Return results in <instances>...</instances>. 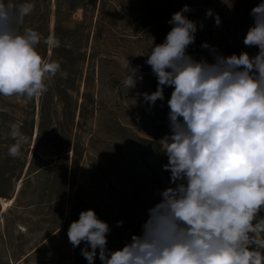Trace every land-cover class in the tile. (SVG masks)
<instances>
[{"label": "rangeland", "instance_id": "obj_1", "mask_svg": "<svg viewBox=\"0 0 264 264\" xmlns=\"http://www.w3.org/2000/svg\"><path fill=\"white\" fill-rule=\"evenodd\" d=\"M27 2L34 10L18 30L38 31L37 51L61 70L46 80L39 97L0 96V198L13 199L5 211L0 202V264H88L81 254L85 242L73 248L67 235L81 211L92 209L108 223L107 248L115 251L142 234L160 192L175 186L163 168L168 157L162 141L170 134L173 88L164 87V99L155 105L142 95L157 89L145 61L173 27L172 14L189 6L184 15L197 22V32L187 52L212 63L213 50L223 56L258 53L243 41L254 24L251 9L264 0ZM209 9L213 16L206 18ZM49 36L60 40L58 48L45 44ZM128 61L143 76L129 90ZM13 125L21 137L12 136ZM22 138L27 143L12 157L10 147ZM94 264H101L98 250Z\"/></svg>", "mask_w": 264, "mask_h": 264}, {"label": "clouds", "instance_id": "obj_2", "mask_svg": "<svg viewBox=\"0 0 264 264\" xmlns=\"http://www.w3.org/2000/svg\"><path fill=\"white\" fill-rule=\"evenodd\" d=\"M34 10L27 0H0V96L39 97L47 91L46 80L61 70L37 51L41 34L18 26ZM172 14L173 25L163 43L154 45L148 64L158 80L157 89L143 93L150 105L164 99V87H172L168 100L170 134L162 141L175 185L160 192L161 201L148 210L142 234L115 251L107 248L110 227L92 209L81 211L67 235L81 254L94 264L97 250L101 264H264V2L250 11L254 24L244 38L257 46L247 52L223 56L213 50L214 62L197 61L187 48L195 42L197 22L184 13ZM211 9L206 18L212 17ZM220 25L219 15L215 16ZM203 27V23L199 24ZM60 46L55 36L45 39ZM209 48L207 43L201 45ZM124 86L142 81L140 66L125 65ZM13 137H21L13 125ZM23 143L10 147L20 155ZM123 222L118 221L117 226Z\"/></svg>", "mask_w": 264, "mask_h": 264}, {"label": "bare ground", "instance_id": "obj_3", "mask_svg": "<svg viewBox=\"0 0 264 264\" xmlns=\"http://www.w3.org/2000/svg\"><path fill=\"white\" fill-rule=\"evenodd\" d=\"M12 201H13V199H8V200L3 201V199L0 198L2 211H5V210L7 209V207H8V205H9L10 203H12Z\"/></svg>", "mask_w": 264, "mask_h": 264}, {"label": "trees", "instance_id": "obj_4", "mask_svg": "<svg viewBox=\"0 0 264 264\" xmlns=\"http://www.w3.org/2000/svg\"><path fill=\"white\" fill-rule=\"evenodd\" d=\"M261 238L264 239V234L259 233ZM253 238L256 240L255 236H253ZM259 252H261L262 255H264V249L258 250Z\"/></svg>", "mask_w": 264, "mask_h": 264}]
</instances>
